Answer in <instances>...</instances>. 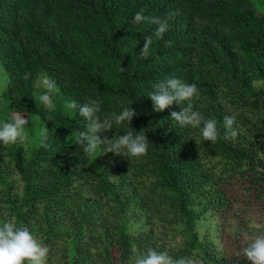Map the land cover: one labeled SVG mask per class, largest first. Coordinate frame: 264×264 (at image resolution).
Listing matches in <instances>:
<instances>
[{
	"label": "trees",
	"instance_id": "1",
	"mask_svg": "<svg viewBox=\"0 0 264 264\" xmlns=\"http://www.w3.org/2000/svg\"><path fill=\"white\" fill-rule=\"evenodd\" d=\"M141 9L169 24L146 59L139 54L155 26L131 24ZM0 63L8 74L0 121L17 111L30 121L23 146L0 145V221L28 226L50 248L45 264H128L131 246L250 264L238 256V234L227 263L200 224L232 209L234 181L264 210V85L251 83L264 81V14L255 0H0ZM41 74L57 84L51 112L35 101ZM173 76L197 85L194 109L217 121L215 143L167 119L178 104L153 111L151 84ZM87 98L100 99L101 117L133 106L131 125L100 135L143 129L147 153L85 157L71 137L85 121L65 103ZM225 115L236 117L235 139L223 138Z\"/></svg>",
	"mask_w": 264,
	"mask_h": 264
},
{
	"label": "clouds",
	"instance_id": "2",
	"mask_svg": "<svg viewBox=\"0 0 264 264\" xmlns=\"http://www.w3.org/2000/svg\"><path fill=\"white\" fill-rule=\"evenodd\" d=\"M142 23L155 26L152 33L145 36L144 46L139 54L146 59L150 55L154 38L163 39L169 24L166 17L145 16L141 9L135 13L131 24ZM165 46L171 47V42L165 41ZM119 70L123 72L126 69L121 67ZM29 76L30 74H25L24 79H29ZM251 83L253 87L264 85V81L253 80ZM33 86L36 89H42L35 96V101L49 112L53 111V96L57 90L56 81L47 74H41ZM199 96L200 90L195 83H186L174 76L152 83L151 91L148 94L153 104V111L162 112L173 104H178L180 110L171 111L167 119L178 123L181 127L199 128L200 136L204 141L215 143L220 136L217 121L213 118L205 120L201 113L194 109L193 100L198 99ZM100 103L99 98H87L83 103H78L75 100L65 103L66 109L78 110L79 115L85 121L83 129L74 132L71 136L85 157L97 153L98 150L103 154L112 153L116 157H124L127 160L145 155L149 148V139L143 129L137 132L131 128L124 134H115L112 138L108 136L101 138L100 135V133L111 131L114 126H119L124 122L131 125L133 118L138 115L136 109L133 106H125L119 113L112 112L101 117L98 115ZM181 105L185 106L181 107ZM235 120V115L224 116L223 138L225 140L237 137L238 132L233 127ZM29 122V119H26L25 115L19 111L11 114L7 120L0 121V145L2 147L9 144L23 146L26 140L25 126ZM38 135L47 139L48 128L42 127L38 131ZM195 141L198 144V141ZM158 248L159 246L148 247L143 252H137L136 247L131 246L128 264H201V261L195 256L174 257L167 247L162 250H158ZM49 252L50 248L38 243L28 226H17L8 220L0 221V264H45ZM240 255L246 257L250 264H264V233L250 237L247 246L238 256Z\"/></svg>",
	"mask_w": 264,
	"mask_h": 264
},
{
	"label": "rangeland",
	"instance_id": "3",
	"mask_svg": "<svg viewBox=\"0 0 264 264\" xmlns=\"http://www.w3.org/2000/svg\"><path fill=\"white\" fill-rule=\"evenodd\" d=\"M258 14H264V5L255 0ZM8 105V74L0 63V113ZM228 194L235 196L232 209L218 213L200 224L201 235L210 230L209 237L213 238L217 249L226 252V262H231L229 246L231 237L239 236V253L247 246L249 238L264 233V210L254 201L252 192L244 189L243 183L234 181L228 185ZM221 226L220 230L217 226ZM242 256V255H240ZM246 258V257H241ZM247 259V258H246Z\"/></svg>",
	"mask_w": 264,
	"mask_h": 264
}]
</instances>
